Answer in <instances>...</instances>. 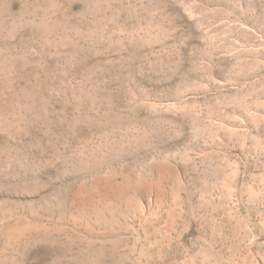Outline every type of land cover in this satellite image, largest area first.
I'll list each match as a JSON object with an SVG mask.
<instances>
[{"label":"rangeland","instance_id":"rangeland-1","mask_svg":"<svg viewBox=\"0 0 264 264\" xmlns=\"http://www.w3.org/2000/svg\"><path fill=\"white\" fill-rule=\"evenodd\" d=\"M0 264H264V0H0Z\"/></svg>","mask_w":264,"mask_h":264}]
</instances>
